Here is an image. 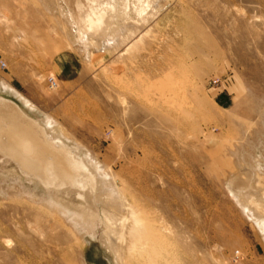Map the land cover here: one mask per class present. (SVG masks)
Listing matches in <instances>:
<instances>
[{
	"label": "rangeland",
	"instance_id": "374dc122",
	"mask_svg": "<svg viewBox=\"0 0 264 264\" xmlns=\"http://www.w3.org/2000/svg\"><path fill=\"white\" fill-rule=\"evenodd\" d=\"M150 1L118 0L85 43L75 2L0 0V97L116 182L136 224L120 261L102 205L0 163V264H264L253 194L230 186L255 172L264 216V0Z\"/></svg>",
	"mask_w": 264,
	"mask_h": 264
},
{
	"label": "bare ground",
	"instance_id": "6f19581e",
	"mask_svg": "<svg viewBox=\"0 0 264 264\" xmlns=\"http://www.w3.org/2000/svg\"><path fill=\"white\" fill-rule=\"evenodd\" d=\"M117 1L67 0L68 3L75 2L76 4L77 9L72 10L71 14L79 27L82 42L83 40L85 43L88 42L89 34L98 32L104 26H110L116 12ZM137 1L146 3V8L140 10L139 14L141 15L154 9L153 1ZM132 31L133 26L127 25L116 34L123 41L124 34ZM4 162L15 163L24 176L29 180L37 181L56 198L60 195L67 198L74 196L89 209H96V211H98L99 205H102L109 239L117 237L118 232H121L118 243L112 245L115 255L121 261V251L125 249L124 244H128L130 240L128 238L127 243L125 242L126 238L123 240L128 231L124 232L123 227L134 228L136 224H132L133 221L130 217L133 206L119 191L120 186L116 182L108 180L106 173L100 170L96 171L95 167H92V161L82 158L78 148L67 145L57 130L43 126L40 122L30 118L14 102L0 97V163ZM244 175L242 176L240 170L237 174L234 172L231 176L230 186H232L238 201L241 197L253 194L252 202H249L251 203L250 207L247 205L249 210L245 208L244 203L241 205L264 234V216L257 212L258 209L256 210L260 203L255 196L260 193L261 189L257 187V184V186L254 185L255 172L246 170ZM47 205L52 207L51 204ZM118 222L123 228L121 231ZM115 239L117 240V238Z\"/></svg>",
	"mask_w": 264,
	"mask_h": 264
},
{
	"label": "built area",
	"instance_id": "2783aa9c",
	"mask_svg": "<svg viewBox=\"0 0 264 264\" xmlns=\"http://www.w3.org/2000/svg\"><path fill=\"white\" fill-rule=\"evenodd\" d=\"M0 65H1L2 67H5V63H4V62H0ZM57 87H58V85H57L56 81L53 80V79H51V80H50V88H51V89H56Z\"/></svg>",
	"mask_w": 264,
	"mask_h": 264
}]
</instances>
